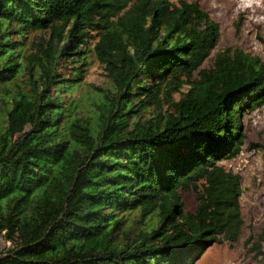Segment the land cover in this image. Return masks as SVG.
<instances>
[{
	"label": "trees",
	"instance_id": "1",
	"mask_svg": "<svg viewBox=\"0 0 264 264\" xmlns=\"http://www.w3.org/2000/svg\"><path fill=\"white\" fill-rule=\"evenodd\" d=\"M218 38L186 0H0V264H196L238 241L241 179L219 163L264 63L224 49L201 69ZM91 58L109 85L84 101Z\"/></svg>",
	"mask_w": 264,
	"mask_h": 264
},
{
	"label": "rangeland",
	"instance_id": "2",
	"mask_svg": "<svg viewBox=\"0 0 264 264\" xmlns=\"http://www.w3.org/2000/svg\"><path fill=\"white\" fill-rule=\"evenodd\" d=\"M186 1L198 4L219 30L215 47L201 69H211L215 56L224 49L241 50L264 63V0ZM194 78L197 79L196 74ZM82 83L75 97L81 96L84 101L96 92L95 88L109 85L105 71L94 58L89 59ZM178 98L174 95V100ZM242 130L245 139L241 152L219 163L226 172L241 179L239 205L243 225L238 241L211 246L196 264H264V103L242 117ZM254 145L259 148H252ZM181 200L186 213L195 211L196 194L182 193ZM249 237L252 240L246 244Z\"/></svg>",
	"mask_w": 264,
	"mask_h": 264
},
{
	"label": "built area",
	"instance_id": "3",
	"mask_svg": "<svg viewBox=\"0 0 264 264\" xmlns=\"http://www.w3.org/2000/svg\"><path fill=\"white\" fill-rule=\"evenodd\" d=\"M13 248L14 244L11 241L6 240L4 237H0V258Z\"/></svg>",
	"mask_w": 264,
	"mask_h": 264
}]
</instances>
